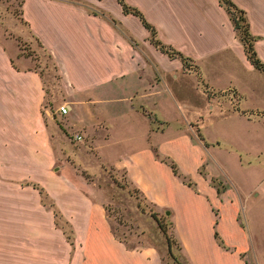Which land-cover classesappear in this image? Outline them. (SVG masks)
<instances>
[{
	"label": "crops",
	"instance_id": "obj_1",
	"mask_svg": "<svg viewBox=\"0 0 264 264\" xmlns=\"http://www.w3.org/2000/svg\"><path fill=\"white\" fill-rule=\"evenodd\" d=\"M125 1L187 60L118 0H21L8 26L50 54L64 86L46 107L33 60L0 39V264H163L114 232L103 165L168 213L182 264H264V69L219 0ZM232 1L264 64V0Z\"/></svg>",
	"mask_w": 264,
	"mask_h": 264
},
{
	"label": "rangeland",
	"instance_id": "obj_2",
	"mask_svg": "<svg viewBox=\"0 0 264 264\" xmlns=\"http://www.w3.org/2000/svg\"><path fill=\"white\" fill-rule=\"evenodd\" d=\"M19 5L20 0H0V39L9 36L15 37L22 49L21 52L33 60L35 67L42 74L44 87L47 92L44 105L47 107V101H50V96L64 90V86L60 82L61 75L48 52L42 49L39 44L31 45L27 40L16 36L9 28L8 25L12 23L11 21L19 18ZM188 71L193 72L194 75L197 73L195 68H191ZM197 81L198 86L204 83L201 78H198ZM155 122L163 128L167 125L168 120L157 118ZM89 151L91 154L88 157L89 168L96 169V160L92 155L96 154L97 150L89 149ZM103 169V172L97 177L108 196L106 208L116 235L125 241L129 247L140 248L148 244L155 245L162 255L163 264H182L174 251H172L174 257L168 252L167 236L171 240V245L176 243L171 232L170 221L167 217L168 213L156 211L153 204L135 186L127 181L122 172L107 168L104 165ZM153 212L166 227V233L159 227L157 220L152 215ZM61 224L65 227L66 233H69L70 228L68 225L63 221Z\"/></svg>",
	"mask_w": 264,
	"mask_h": 264
},
{
	"label": "trees",
	"instance_id": "obj_3",
	"mask_svg": "<svg viewBox=\"0 0 264 264\" xmlns=\"http://www.w3.org/2000/svg\"><path fill=\"white\" fill-rule=\"evenodd\" d=\"M118 2L122 5L124 12H131L137 15L141 19L144 26L149 29L150 40L154 45L160 48L163 52L167 53L170 57L179 56L181 57L182 60L184 61L187 60V58L183 56L182 53L178 52L170 45L163 43L161 40H159L156 37L157 32H156L155 27L150 22H148V20L145 18L143 13L137 7L129 5L125 0H118ZM219 2L226 8L227 12L229 13L230 18L232 19L234 28L239 38L243 42L244 49H245L248 59L256 67L264 69V66H263L264 64L260 62V60L258 59L256 55L255 49H254L253 43H254L255 36H253L249 30V22L247 20L245 10L236 6V4L232 0H219ZM20 4H21V0H20ZM171 166L174 172H176L175 165L171 163ZM152 215L157 220L158 225L161 228V230L164 233H166V227L162 224L161 220L157 217L155 212H153ZM67 236L69 238L70 235L68 234ZM167 247H168V252L172 254V256L174 257V254L171 249V240L169 236H167Z\"/></svg>",
	"mask_w": 264,
	"mask_h": 264
},
{
	"label": "built area",
	"instance_id": "obj_4",
	"mask_svg": "<svg viewBox=\"0 0 264 264\" xmlns=\"http://www.w3.org/2000/svg\"><path fill=\"white\" fill-rule=\"evenodd\" d=\"M203 88L206 92L214 93V90L207 85H203ZM221 93H228L230 95V98L232 99V102H233L234 89L232 87H228V88L223 89L221 91ZM58 110L63 114L67 113L68 112V104H66V103L61 104L59 106ZM73 136L76 140L82 139V134H80V133H75Z\"/></svg>",
	"mask_w": 264,
	"mask_h": 264
}]
</instances>
